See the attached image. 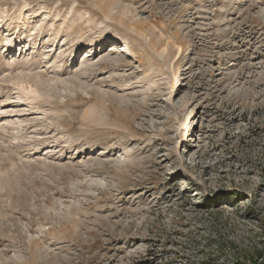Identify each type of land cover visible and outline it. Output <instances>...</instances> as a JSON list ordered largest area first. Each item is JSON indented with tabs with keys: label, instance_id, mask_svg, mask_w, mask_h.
Returning <instances> with one entry per match:
<instances>
[{
	"label": "rangeland",
	"instance_id": "1",
	"mask_svg": "<svg viewBox=\"0 0 264 264\" xmlns=\"http://www.w3.org/2000/svg\"><path fill=\"white\" fill-rule=\"evenodd\" d=\"M0 264H264V0H0Z\"/></svg>",
	"mask_w": 264,
	"mask_h": 264
}]
</instances>
